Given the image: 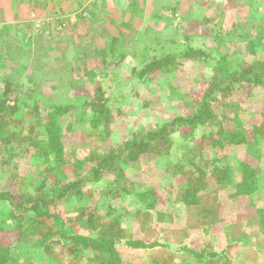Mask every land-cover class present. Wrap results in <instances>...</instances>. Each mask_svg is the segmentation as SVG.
I'll use <instances>...</instances> for the list:
<instances>
[{"label":"trees","instance_id":"trees-1","mask_svg":"<svg viewBox=\"0 0 264 264\" xmlns=\"http://www.w3.org/2000/svg\"><path fill=\"white\" fill-rule=\"evenodd\" d=\"M42 1H29L26 18ZM129 1L130 19L141 1ZM109 13V26L127 25ZM255 20L260 36L249 31L242 52L184 32L146 54L131 78H160L171 98L184 62L200 74L182 113L166 111L118 143L108 141L121 109L89 58L69 64L74 98L64 102L42 101L39 82H19L22 61L0 59V264H264V14ZM108 42L114 51L117 36ZM10 53L0 45V57ZM81 76L88 81H74Z\"/></svg>","mask_w":264,"mask_h":264},{"label":"rangeland","instance_id":"rangeland-1","mask_svg":"<svg viewBox=\"0 0 264 264\" xmlns=\"http://www.w3.org/2000/svg\"><path fill=\"white\" fill-rule=\"evenodd\" d=\"M4 1L0 6V36L5 41L0 45L9 47L11 53L0 59H12L9 60L12 64L22 61L18 63L23 70L19 82L30 85V78L35 83L39 82V86L43 87L42 101L64 102L74 98L72 90L67 91L64 83L69 78V64H77V54L83 55L82 59L89 58L92 73L108 89L112 106L121 109V113L117 110L113 113V134L108 143H118L139 128L151 127L154 122L165 118L166 111L170 117L176 112L182 113L181 97L190 93L191 79L200 74L191 62H184L179 69L181 74L173 84L178 94L171 98L164 89L166 83L160 78L149 86L131 78V69L139 67L146 54L166 46L170 39L182 38L184 32L190 35L187 39L198 45L202 37L209 40L218 37L219 49L236 45L242 52L250 45L246 38L249 31L252 40H258L260 36L259 28L252 26L257 24V20L250 21L264 14V0H139L141 2L136 5L135 14L130 15V19L126 9L129 0H44L33 8L36 12L32 10L31 17L26 18L29 1L36 0ZM109 8H113L116 16L127 25L109 26ZM44 19L50 23L48 28H45ZM113 19L117 20L115 15ZM112 34L119 42L114 44V51L107 46ZM120 54L124 57L119 62ZM81 72L88 71L84 68ZM74 81L86 83L88 77L81 76ZM61 86L66 90L57 97L59 99H55L56 94L61 92ZM255 106L254 102L246 104L244 115H251ZM72 142L73 137L64 141L66 145ZM108 143H104L103 147L106 148ZM81 149V146L76 148L80 153ZM157 166L156 175L162 170V161ZM262 182L264 184V178ZM158 187L161 188L160 185ZM234 209L226 210L232 213L227 219L234 217ZM210 237L207 235L206 239ZM3 238L13 245L7 237ZM219 241L220 244L225 243L223 237ZM135 256L136 253H130L125 257L134 259Z\"/></svg>","mask_w":264,"mask_h":264},{"label":"crops","instance_id":"crops-1","mask_svg":"<svg viewBox=\"0 0 264 264\" xmlns=\"http://www.w3.org/2000/svg\"><path fill=\"white\" fill-rule=\"evenodd\" d=\"M51 1H55V0H51ZM2 3H5V1L4 0H0V6L2 5Z\"/></svg>","mask_w":264,"mask_h":264}]
</instances>
